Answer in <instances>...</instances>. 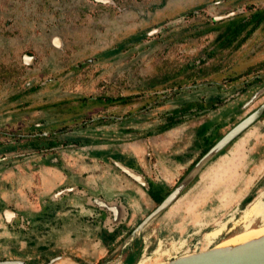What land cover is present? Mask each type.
Segmentation results:
<instances>
[{"label": "rangeland", "instance_id": "1", "mask_svg": "<svg viewBox=\"0 0 264 264\" xmlns=\"http://www.w3.org/2000/svg\"><path fill=\"white\" fill-rule=\"evenodd\" d=\"M114 3L96 0H13L10 4L11 9L17 4L20 15L24 12L32 14L36 8L39 11L36 25H41V29H35L33 17L29 21L32 31H37L36 40L40 42L31 50L40 60L36 66L10 68L9 58L16 52L20 56V47L13 46L19 39H12V45L2 41L6 39L5 34L0 35V53L5 54L0 62V188H45L35 170L45 161L52 160L55 152L63 158L60 165L64 171L71 173L90 168L102 177L113 167L112 162L102 160L106 154L131 150L137 140L150 139V146L162 143L165 138L163 131L159 134H151L150 131L165 122L166 114L193 102H203L208 107L209 99L206 98L211 93L221 96L215 108L229 106L226 116H216V121L223 125L233 116L228 127L264 101L263 94L244 108L252 92L247 90L239 96L232 94L237 85H247L248 81L241 80L251 78L249 66L264 69V21L237 49L215 47L214 38L223 26L203 32L209 27L212 17L237 8L250 16L254 10L264 8V0H116V5ZM179 17L181 20L170 24ZM21 20L23 17L19 18ZM160 26H163L161 30L152 33L153 28ZM56 33L64 36V50L51 46L50 36ZM21 63L18 59L12 64L20 66ZM194 66L209 73L196 82L184 84L186 89L179 92L177 88L180 87L167 86L175 78H185ZM250 71L255 73L252 69ZM235 75L240 77V83L231 82ZM152 82L160 84L148 89ZM31 86L38 87L30 91ZM99 95H132L134 100L110 106L81 100ZM235 103L240 106V109L236 107L237 111L230 107ZM215 108L205 107L193 114H190L191 109L183 114L180 111V118H183L173 127L177 132L175 135L183 132L184 126L209 118L212 112L218 110ZM96 117H104V121ZM51 122H54V128L59 127V140L67 144L61 143L51 149L42 146L40 150L26 145L27 141H31L30 134L38 131L34 128L35 123L51 125ZM224 129L219 128L212 139L219 138ZM184 131L189 135L193 129L190 126ZM85 136L91 141L85 144L67 141L77 137L83 140ZM5 143H16V148L5 149ZM90 150L102 153L90 154ZM149 152L154 156L152 147ZM85 156L96 157V160L90 161L87 157L85 162ZM144 164L143 169L149 170ZM183 174L184 170L180 169L176 179ZM106 183V187H112L111 182ZM261 190L264 188L256 189L251 200L259 196ZM240 193H230L224 200L221 196L227 195L226 188H213V192L195 188L186 192L148 226L145 237L151 234L149 238L155 242L151 249L160 246L153 251L155 253H146L147 257L140 264H151L174 255L171 250H177L178 244H184L186 240L206 236L205 242L209 244L210 239L222 230L214 241L245 229L221 243L227 245L264 227V210L253 214L257 204L255 200L250 204V210L244 202L238 205ZM24 200L25 197H21V202ZM155 205L152 202L145 207L138 221ZM70 209L74 216L80 218L73 216L76 224L65 227L79 229L78 222L86 217L80 208L78 211L75 207ZM67 220L64 219V222ZM231 227L233 229L227 232ZM46 229L42 230L44 234ZM214 230L217 232L210 233ZM82 243L75 241L73 247L77 253L73 258L78 263L118 264L121 261L112 256L105 261L108 253L100 259L90 254L84 256L79 250L84 247ZM167 246L170 250L162 253ZM90 248L91 244L85 246L84 252ZM68 262L59 260L54 264Z\"/></svg>", "mask_w": 264, "mask_h": 264}, {"label": "crops", "instance_id": "2", "mask_svg": "<svg viewBox=\"0 0 264 264\" xmlns=\"http://www.w3.org/2000/svg\"><path fill=\"white\" fill-rule=\"evenodd\" d=\"M214 97L213 93L208 95L206 99H209V104ZM200 105L206 106L203 102ZM215 106L218 107L217 104ZM201 109H198V112ZM228 109L229 106H224L212 112L209 118L184 126L182 128L184 130L190 128V126L193 129L189 135L183 130L176 136L175 133L177 132L174 131V126L166 130L158 127L154 134L163 131L165 138L162 143L150 146V139L137 140L131 150L122 149L118 152L106 154L102 160L112 162L113 167L110 168V173L103 174L102 177L90 171V168L78 172H74V170L71 173L64 172V168L60 165L63 158L60 157L59 152H55V157L52 160L45 161L43 166L35 170L45 184V188H0V259H22L25 260V264H45L51 258L61 255L62 257L58 261L60 260L62 263L70 261L69 264H81L73 258L77 256L73 249L75 241L83 242L82 246L84 247H89L91 244L88 251L84 252V247L79 249L84 256L90 254L91 257L100 259L107 253H113L121 240L153 209L147 210L146 215L138 221L140 213L150 203L155 204V202L145 188L124 174L113 164L112 160L118 159L138 168L147 175L150 183L172 188L181 178L176 179L180 169L184 170L185 173L200 153L206 147L209 146L208 148H210L215 143L218 137L215 140L212 137L215 136L218 129L225 128L226 131L240 120L232 123L229 127L228 124L233 120V116L226 121V125L221 122L218 123L216 116L219 114L226 116ZM182 134L185 136L182 137ZM237 139L203 168L189 191L195 188H206L213 192V188H226L227 195L221 196L224 200H227L226 198L230 193L241 192L238 205L244 202V204H248L247 209L250 210L249 206L255 200L257 204L254 205L253 210L255 213L253 214H259L264 210V196L262 195L264 190H261L259 196L252 200L251 198L255 196L253 194H255L256 189L264 188V116ZM150 147H152L154 153L152 158L148 155ZM89 153L100 155L102 151L90 150ZM85 157V162L87 157L90 161L96 160V157ZM144 163L149 167V170L148 168L143 169ZM150 173L153 175H150ZM105 181L107 183L111 182L112 187H106ZM66 183L83 186L82 191L90 193V198L91 196H104L108 200L118 197L123 198L130 210L127 224L118 229L106 225L103 221L105 214L93 211L96 208H90L87 196L82 197L81 193L64 196L61 199L63 200L61 201L62 204L60 202L55 203L50 196ZM245 188L247 190H244ZM21 197H25V202H21ZM29 197L34 199L26 200ZM57 205H64L60 208L64 210L61 214L65 215L63 219L68 220L60 226L52 224L51 228L45 230L47 233L44 234L43 229L40 228L42 225L41 217L48 216L46 214L48 210L55 208L54 206ZM73 205H75V210L80 208L81 213L87 215L86 219L83 218L86 221L80 220L78 222L81 226L79 229H68L69 226L76 224L74 217L80 218V216H74L71 213L70 208ZM66 206L70 207L66 208ZM67 225L68 227H65ZM147 231L148 229L145 230L144 237L139 236L136 240L121 248L115 255L113 254L115 260L120 258L121 261L118 264L143 263L141 259L144 255L156 249L155 247L151 249L155 242L152 241V238H149V236L152 237L151 234L145 237ZM215 232L217 230L210 231V233ZM220 234L221 232L215 238L212 237L210 241H214ZM205 237L201 239L205 241L207 239ZM84 264L91 263L88 261Z\"/></svg>", "mask_w": 264, "mask_h": 264}, {"label": "water", "instance_id": "3", "mask_svg": "<svg viewBox=\"0 0 264 264\" xmlns=\"http://www.w3.org/2000/svg\"><path fill=\"white\" fill-rule=\"evenodd\" d=\"M99 2H108L109 0H96ZM238 12L227 13L223 16H215L214 20H222L225 18L233 17ZM181 20V17L177 20L170 22L174 23ZM163 26L153 28L152 33L157 32L162 29ZM253 79L248 80L250 82ZM185 87V86H184ZM183 86L177 88V91H181L184 88ZM236 87V86H235ZM238 87V85H237ZM252 94L246 100L243 107L246 108L250 106L253 102H255L261 95L264 94V84L259 87L250 88ZM239 104L235 103L233 106H230L235 111L236 107ZM240 109V106H239ZM234 111V112H235ZM264 116V101L259 104L257 108H255L250 113L246 114L242 117L238 122H236L231 128L225 131L216 141L215 143L208 148L206 152H204L200 158L192 164L188 170L183 174V176L177 181V183L171 188L170 192L165 196V198L157 204L151 212H149L133 229L132 231L117 245L115 251L113 253H108L105 261L108 260L111 256L113 257L117 252L120 251L121 248L126 246L129 242L136 240L139 236L144 237V232L148 228V226L160 215H162L165 211H167L177 200L180 199L186 192L189 191L192 184L195 182L203 168L220 154L223 150H225L234 140L240 137L248 128L254 125L260 118ZM127 118V117H124ZM60 133V132H59ZM5 149L11 150L16 148V143H5ZM27 146L38 147L37 149H42L40 144H34L31 141L26 142ZM53 148V147H51ZM49 149V148H48ZM151 158V154H148ZM113 164L119 168L124 174H126L130 179L138 183L140 186L145 188L147 191L151 187V183L147 177V175L139 170L136 167L128 165L121 160L113 159ZM65 172V171H64ZM84 189L83 186H79L77 184L69 185L68 183L59 187L51 196V200L58 203L64 196H70L73 193H81L82 197L87 196L88 206L90 208H96L93 211L96 213H104L105 217L103 221L106 225L113 226L112 228L118 229L127 224L130 216V210L127 208L126 202L123 198H115L112 200H108L104 198V196H91L90 193H86L82 191ZM87 190V189H85ZM81 191V192H80ZM62 204V203H61ZM64 204V203H63ZM64 205L54 206L55 208H51L46 213L48 216L41 217V227L42 229L49 230L51 225L57 224L58 226L64 224L63 217L61 212L64 210L60 209ZM118 207L120 210V214H116L114 211V207ZM70 207V206H66ZM72 207H75L73 205ZM60 209V210H59ZM9 210V209H7ZM11 210V209H10ZM13 211V210H12ZM60 213V214H57ZM83 216H87L83 214ZM255 225V224H253ZM257 224L255 226H258ZM245 231H239L234 234ZM234 234L227 237V235L218 238L216 241H212L209 244H205L203 246L193 248V249H185L179 253H176L172 256L165 257L161 260L153 262L151 264H264V233L250 238L245 241L230 243L227 245H221V243L227 238L233 236ZM117 249V250H116ZM114 254V255H113ZM62 256L58 255L56 257L51 258L45 264H54L58 259ZM104 260V259H103ZM102 260V261H103ZM104 263V262H103ZM0 264H25V260L22 259H12V258H4L0 259Z\"/></svg>", "mask_w": 264, "mask_h": 264}, {"label": "flooded vegetation", "instance_id": "4", "mask_svg": "<svg viewBox=\"0 0 264 264\" xmlns=\"http://www.w3.org/2000/svg\"><path fill=\"white\" fill-rule=\"evenodd\" d=\"M9 2L12 3L13 0H0V35L5 34L4 38H6L7 40L5 39V40H2V41L3 42H6V41L10 42L12 45L14 44L13 40H18L19 39L18 42L15 41L16 43L13 46L20 47L21 52H20V56H19V54L17 52L14 53V55L11 56V58H9V62L11 64H8V65L10 66V68L13 67L14 69H20L22 67L26 68V67L36 66L39 63L40 58H38V55L35 53L34 50H31V48L34 47V45H36L37 42L38 43H40V42L36 40L38 38L37 35H36L37 31H32V29H31L32 25H31V23L29 21V18L33 17V21L35 22V29H37V28L41 29V25H39V26L36 25V23H37V12H39V11H37V8H36V10H34L35 12L33 11L34 13H32V14H30L31 12L29 14L27 12H24V15H20L21 11L17 10V4H16V6L13 9H11V8H9L10 4H11V3L9 4ZM108 2H111V3L115 2L114 5H116V0H109ZM105 3H107V2H105ZM39 8H41V5H39ZM259 9L264 10V8H258L256 10H254L251 13L250 16H246L238 8L236 10H234V11H231V12H235V11L238 12L233 17L225 18V19H222V20H214V17H215L214 16L211 19L212 21L210 22L209 27L206 30H204L203 32L205 33L207 31L217 30L219 27L223 26V28L220 31H218V33L216 34V36L214 38V41H215V44H216L215 47H217V48H229V49L233 48V49H237L245 41H247L248 37L251 36V34L261 25V23L258 25V27H256V29H254V31L251 34L248 33V30L250 29V25H248L247 27H244V29H242L240 31L239 37L240 38L243 37V38L246 39L245 41H243V43H241V45H237L236 41H234V40L232 41V40L228 39V33H227V30H226L227 29L226 23L229 20H231V19L239 17L246 24V22L252 17V15ZM231 12H228V13H231ZM2 13H6V15H2ZM223 15H225V14L217 15V16H223ZM182 16H184V15H182ZM21 17H23V20L19 21V18H21ZM32 33H34L35 35L32 34ZM201 33L202 32H200L199 34H201ZM2 41L0 39V47H1ZM50 43H51V46H53L57 50L58 49L59 50H64L65 44H66L65 40H64V36L61 35V34H58V33H56L54 35L52 34L50 36ZM217 48H215L216 49L215 51H217ZM215 51H213V52H215ZM4 57H5V54H3V52H1L0 53V62L4 60L3 59ZM16 57H17V59H16ZM18 59H21V62H22L20 66H18V64H12V63L16 62ZM249 68L254 70L252 72H255V73L252 74V73H250L251 71L249 69V77L250 76H251V78L253 77L252 78L253 80H251L250 82H247L246 86H244V84L238 86L236 88V91H234V93H232V94H236L235 96H239L241 94H244L245 92H247V90L249 91V89H247L248 86H252V88H255L257 85H258L257 87H259V86H262L264 84V69L253 68L252 66H249ZM12 71H13V69H12ZM239 78L240 77L235 75L232 78L231 82L239 81L238 80ZM241 81H248V80L244 79V80H241ZM237 83H240V81L237 82ZM37 87L38 86H34V87L30 88V91L35 90ZM239 87H241L242 91L240 90ZM213 94L215 95V97H214L213 101L209 104L210 106L209 105H208V107L205 106L206 108H209V107L215 108L216 107L215 105L217 103L216 101H219V97H221L219 93H218L219 95L217 94V97H216V93H213ZM232 94H230V95H232ZM121 96H123V95H119V96H116V97L115 96H107V95H104V96L103 95H99V96H95V97H89L88 99H85V97H83L81 100L83 102L86 101V100H91V102H93L94 104H101L102 103L103 105H109V106L110 105H114V104L121 105V104H123V102H121L120 100L119 101L117 100V98L121 97ZM98 98H101V99L99 100ZM73 100L74 99H72L71 102H73ZM197 103L200 104V102H197ZM199 104L191 108L190 114L198 113V111H199L198 109L199 108L196 109V107H198ZM72 107L74 108L73 104H72ZM180 109H182V108H180ZM193 109H196V110L194 111ZM170 113L171 112L166 114V117H165L166 120H165V122H163L162 125L158 126L159 128H164L166 130V129L170 128V127L176 126L183 118V117L180 118L181 114L179 112L176 115V117H175L176 121H173V123H170V121H168V118H167V115L170 114ZM181 113H182V111H181ZM184 113H186V112H184ZM99 117H96V118H98L99 121L103 122L104 121V117H101V118H99ZM53 123L51 122V125L48 124V123H46V125H44V123H35L34 124V128L38 129V131H34L33 134H30L31 142H33V140H36V142L39 143L40 146H45V147H48L49 149H51V147L58 146L61 143L67 144V142H64V141L61 142L59 140V136H57L58 132L60 131L59 127L54 128L55 124H53ZM39 124H42V125L46 126V128L44 129L43 126H41ZM48 125H50V126H48ZM155 131L156 130H151L150 132L154 133ZM36 148H38V147H36ZM222 232H223V230L221 231V233ZM195 239H198V238H195ZM191 240H193V239H191ZM158 247H156L155 250H157Z\"/></svg>", "mask_w": 264, "mask_h": 264}, {"label": "trees", "instance_id": "5", "mask_svg": "<svg viewBox=\"0 0 264 264\" xmlns=\"http://www.w3.org/2000/svg\"><path fill=\"white\" fill-rule=\"evenodd\" d=\"M264 20V10H257L252 17L246 22H243V20L239 17H236L234 19L229 20L226 25H227V33H228V39L229 40H234L237 42V45H241V43H243V41H245L246 39L243 37H239L240 35V31L242 29H244V27H247L248 25H250V29L248 30V33L251 34L254 29H256V27H258V25L260 23H262V21ZM233 35V36H232ZM201 69L203 68H197L195 69V66L193 67V69L190 70V72L187 74V76L185 78H175L172 80V82L167 85L170 87H182L184 84L191 82H196L198 78L203 77L205 75H207L209 72L207 71H203L201 72ZM160 84V83H155L152 82L147 88L151 89V88H156V86ZM99 100L101 98H98ZM117 100L123 102V103H131L134 98L132 95H123L121 97H118ZM199 103L197 102H193L188 104L187 106H183L182 109H180L182 111V113L184 112H188L192 107L198 105ZM200 105V104H199ZM205 108V106H199V109ZM179 109H175L174 111H172L170 114L167 115L168 121H170V123H173V121H176L175 117L176 115L180 112ZM206 127V126H205ZM204 127V128H205ZM162 130H165L164 128H161ZM91 139L87 138L85 136V138L82 140V138H70V140L67 141H71V142H76V143H87L89 142ZM34 144H39L36 142V140H33ZM209 147V146H208ZM208 147L205 148V150L203 152L200 153V155L198 156V158L193 162V164L200 158V156L206 152L208 150ZM171 188L170 187H166V186H162L159 184H154L151 182V187L148 190V193L150 195V197L152 198V200L155 202V204H159L164 198L165 196L170 192Z\"/></svg>", "mask_w": 264, "mask_h": 264}, {"label": "built area", "instance_id": "6", "mask_svg": "<svg viewBox=\"0 0 264 264\" xmlns=\"http://www.w3.org/2000/svg\"><path fill=\"white\" fill-rule=\"evenodd\" d=\"M233 227H231L230 229L227 230V232H229L230 230H232ZM207 243H205L204 240H202L201 238H198V239H193V240H186V242L184 244H178L179 247L177 250H171L172 252L174 251V254L176 253H179L185 249H193V248H197V247H200V246H203ZM177 246V244H176ZM173 247V246H172ZM175 247V246H174ZM166 250H170L169 246H167L166 249H163L162 250V253L166 252ZM168 253V252H167ZM173 255V254H172Z\"/></svg>", "mask_w": 264, "mask_h": 264}, {"label": "bare ground", "instance_id": "7", "mask_svg": "<svg viewBox=\"0 0 264 264\" xmlns=\"http://www.w3.org/2000/svg\"><path fill=\"white\" fill-rule=\"evenodd\" d=\"M59 40V39H58ZM238 140V139H237ZM234 143V142H233ZM111 207H114V206H111ZM114 211L116 212V214H120V210H118V207H114ZM264 233V227H261L260 229L258 230H253L251 231V233L247 234V236H245L244 238L242 239H239V240H234L233 242H230V243H237V242H241V241H245V240H248L250 238H254V237H257L261 234ZM150 237V236H149ZM229 243V244H230ZM149 245V244H148ZM144 246V245H143ZM154 251V250H153ZM142 255V254H141ZM147 256L144 255V257L141 259V262H143V259L146 258Z\"/></svg>", "mask_w": 264, "mask_h": 264}]
</instances>
